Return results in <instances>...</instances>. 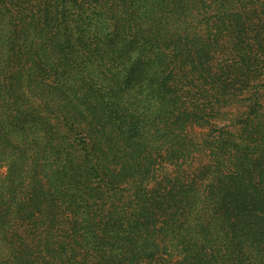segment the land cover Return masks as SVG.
I'll return each instance as SVG.
<instances>
[{
    "label": "trees",
    "instance_id": "trees-1",
    "mask_svg": "<svg viewBox=\"0 0 264 264\" xmlns=\"http://www.w3.org/2000/svg\"><path fill=\"white\" fill-rule=\"evenodd\" d=\"M0 264H264V0H0Z\"/></svg>",
    "mask_w": 264,
    "mask_h": 264
},
{
    "label": "rangeland",
    "instance_id": "rangeland-1",
    "mask_svg": "<svg viewBox=\"0 0 264 264\" xmlns=\"http://www.w3.org/2000/svg\"><path fill=\"white\" fill-rule=\"evenodd\" d=\"M242 110H243V108L238 107V106H236L235 104H231V105H227V106H222V108L220 109V112H221L222 114H226L227 117H228V116H229V117H233V116H235L237 113L242 114V112H241ZM223 116H224V115H223ZM229 117H228V118H229ZM220 126H221V125H214L213 128H218V127H220ZM1 172H2V174H4L5 170L2 169Z\"/></svg>",
    "mask_w": 264,
    "mask_h": 264
}]
</instances>
